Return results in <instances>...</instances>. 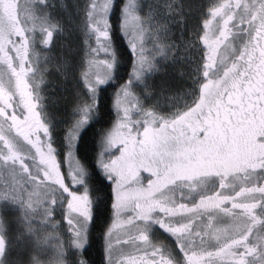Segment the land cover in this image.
I'll return each mask as SVG.
<instances>
[{
	"label": "snow or ice",
	"instance_id": "snow-or-ice-1",
	"mask_svg": "<svg viewBox=\"0 0 264 264\" xmlns=\"http://www.w3.org/2000/svg\"><path fill=\"white\" fill-rule=\"evenodd\" d=\"M29 4L30 0H0V71L7 75L0 81V168L12 177L5 180L0 196L39 209L47 219L54 194L62 189L69 194L65 220L71 243L79 248L85 243L91 200L87 189L69 192L47 142L48 127L30 78L27 30L38 21ZM111 4L112 0H92L87 13L96 47L82 76L93 99L79 109L66 135L73 184L84 174L73 146L95 107L97 85L111 76L114 67V54L108 56ZM236 20L245 26L248 38L229 56L225 48ZM122 27L133 50L132 75L139 77L150 61L141 44L139 17L127 6ZM203 27L199 40L205 47V79L198 98L186 110L169 118L145 110L142 123L137 120L139 126L134 127L130 112L136 102L127 84L117 90L114 104L119 115L103 138L102 153L117 145L119 153L106 158L101 153L98 160L113 185L114 218L105 234L109 264H173L138 223L157 212L161 227L176 237L185 264H264V143L245 144L239 131L249 113L264 110V0H218ZM44 31L47 44L52 32ZM141 170L152 177L145 186L139 185ZM237 173H244L246 181L238 188L230 182ZM205 178H215L211 189L203 187ZM177 186L196 193L195 198L183 194L170 198L167 194ZM129 210L131 215L126 214ZM5 248L0 236V255ZM56 248L63 251L59 244ZM55 264H64L59 255Z\"/></svg>",
	"mask_w": 264,
	"mask_h": 264
},
{
	"label": "rangeland",
	"instance_id": "rangeland-1",
	"mask_svg": "<svg viewBox=\"0 0 264 264\" xmlns=\"http://www.w3.org/2000/svg\"><path fill=\"white\" fill-rule=\"evenodd\" d=\"M198 2L197 0H126L125 6L139 17L142 30L141 44L144 54L150 61V66L145 68L139 77L133 76L131 71L130 79L124 83V85L127 84L128 90L136 102V108L130 112L134 127L139 126L135 123L137 120L142 123L145 110L163 118H169L186 110L198 98L200 87L205 79L203 76L205 56L200 47L198 33L188 31L192 27L190 20L195 12L191 6ZM91 3L92 0H30V12L38 23L27 30L32 68L30 74L32 91L35 94L41 119L48 127L47 142L54 149V154L64 175L65 186L68 187L69 192L77 193L85 190V171L81 181L73 184L69 175L70 164L66 162V153L69 149L66 135L68 129L80 115L79 109L93 99L82 76V72L86 68V61L92 55L91 49L96 47L95 33L89 27L87 15ZM194 27H198L201 32L204 28L203 22L194 24ZM121 28L129 44L128 34L122 27V23ZM44 29L52 32L47 44L44 43V40L47 39ZM76 44H78V48H75ZM108 45L110 47V41H108ZM56 48H61L62 54L56 52ZM230 48L229 42L227 49ZM130 49L132 50L131 46ZM66 52L68 55L78 53V68L75 77L78 92L74 96L73 106L69 109V118L67 125L64 126L62 137L63 152L59 154L53 145V129L56 126V120L51 113L47 96L49 93L51 94L53 86H55L52 83L53 77L64 76L63 81L65 82L71 78L69 74L71 64L65 56ZM108 56L111 58V53ZM2 67L0 66V69ZM111 76L103 84L97 85L96 91L105 85ZM6 80V73L0 71V81ZM69 84L71 85V82ZM9 86L11 85L9 84ZM83 95L84 98L81 100ZM115 96L113 99L115 119L102 135L98 160L103 149V138L118 119L119 113L114 104ZM92 116L93 109L84 126L89 123ZM118 153L119 145L103 151L102 154L106 158L110 155H118ZM98 166L107 178L99 163ZM151 178V174L141 170L138 175L139 185L145 186ZM234 178V176L230 177V182L238 188L242 180L240 181L238 178L239 182H237V180H233ZM11 179L12 177L0 168V189H3L5 180L11 181ZM214 179L205 178L203 187L211 189ZM182 194L190 195L193 199L196 196V193L190 194L189 189L182 186H177L167 195L170 198L180 199ZM54 195L55 203L51 205V215L47 219L39 209H28L22 207V201L13 200L9 196H0V236H3L6 241L5 251L0 255V264H55L57 255L64 261V264H80L79 251L85 243L79 248L71 243L72 233L65 220V205L69 194L61 189ZM126 214L131 215L130 210ZM158 215V212L153 213L151 219L138 223L143 224L149 241L165 252L171 242L174 246H177L178 243L172 233L161 227L157 219ZM113 218L112 212V220ZM89 221L85 229V237H87ZM47 231H54L56 235L47 237ZM57 244L62 247V252H57ZM125 247L128 246L125 245ZM180 251V249L177 250L179 255H181ZM177 253H173L174 257L169 256L173 260V264H184V257H179ZM105 254L106 262L109 264L110 257L106 252V244Z\"/></svg>",
	"mask_w": 264,
	"mask_h": 264
},
{
	"label": "trees",
	"instance_id": "trees-1",
	"mask_svg": "<svg viewBox=\"0 0 264 264\" xmlns=\"http://www.w3.org/2000/svg\"><path fill=\"white\" fill-rule=\"evenodd\" d=\"M125 3L126 0H112L107 17L111 55L115 56L112 76L96 91L92 119L80 131L74 146L76 160L85 171L84 187L91 200V218L87 228V237H85L84 247L79 251L80 264L82 261L83 264H107L105 234L112 220L113 192L111 181L102 174L98 166V152L103 133L115 119L114 96L117 90L130 79L133 68L134 55L121 28ZM76 45L75 48H78V44ZM56 49V52L62 54L61 48ZM65 56L71 64V71L69 70L71 78L65 82L63 81L64 76L53 77L52 83L55 86L51 94L47 96L51 113L56 120V126L53 129V145L59 154L63 152L62 137L64 126L68 122L69 109L73 106L74 96L78 92V86L75 83L78 53L68 55L66 52ZM81 97L82 100L84 95ZM59 157L61 158V155Z\"/></svg>",
	"mask_w": 264,
	"mask_h": 264
},
{
	"label": "flooded vegetation",
	"instance_id": "flooded-vegetation-1",
	"mask_svg": "<svg viewBox=\"0 0 264 264\" xmlns=\"http://www.w3.org/2000/svg\"><path fill=\"white\" fill-rule=\"evenodd\" d=\"M199 1L198 4L196 5L195 3L191 6L192 10L194 9L195 12L193 14L192 19L190 20L192 22V27L191 29H188V31L192 33H198L199 37L202 35L204 28L200 32L198 27H194V24H200L204 22V20L208 19L210 16V9L215 7L218 4V0H197ZM235 27L233 28L232 34L229 38L228 43L230 42V49H227V46L225 48V51L227 55L231 56L232 54L235 53V51H238L239 48L243 45V43L247 40L248 34L245 32L244 25H241L238 20L233 22ZM198 26V25H197ZM201 45V50L202 53L205 56V47L203 43L200 41ZM242 137H243V142L245 144H248L250 141L255 142L259 141L260 143H264V110H261L260 108L257 109L255 114L249 113L247 119L244 121L243 125L239 129ZM249 172L251 170L249 169ZM233 180H239L243 183L245 181V174L244 173H237L234 175ZM237 182H239L237 180ZM246 182V181H245ZM160 226V225H159ZM168 242V241H166ZM177 246H174L172 242L167 246V251L164 253L167 254L168 256L174 257L173 253H177V250L180 249L178 244ZM172 246V247H171ZM173 248V249H172ZM179 248V249H177ZM181 250V249H180ZM181 255L178 256L181 257ZM183 259V258H182ZM184 260V259H183ZM173 261V260H172ZM185 264V262H184Z\"/></svg>",
	"mask_w": 264,
	"mask_h": 264
}]
</instances>
